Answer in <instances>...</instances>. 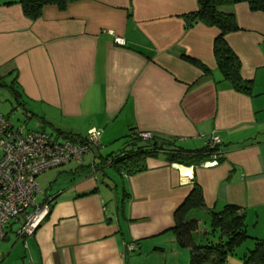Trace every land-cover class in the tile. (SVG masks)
<instances>
[{"label":"crops","instance_id":"1","mask_svg":"<svg viewBox=\"0 0 264 264\" xmlns=\"http://www.w3.org/2000/svg\"><path fill=\"white\" fill-rule=\"evenodd\" d=\"M198 9V0H81L62 11L45 6L32 21L18 0H0V79L14 82L28 117L58 136L100 132V147L82 163L55 168L40 201L50 200L49 212L36 232L22 238L16 225L8 228L0 264H189L190 251L171 229L195 181L207 207L199 214L236 205L250 237L264 238V13L246 2L222 7L239 26L225 39L241 76L253 82L246 95L217 68L219 29L186 28L183 15ZM143 132L187 150L217 135L222 159L190 175L183 174L190 166L169 163L164 153L132 175L104 164V148Z\"/></svg>","mask_w":264,"mask_h":264},{"label":"trees","instance_id":"2","mask_svg":"<svg viewBox=\"0 0 264 264\" xmlns=\"http://www.w3.org/2000/svg\"><path fill=\"white\" fill-rule=\"evenodd\" d=\"M77 1L81 0H18V3L21 4L25 17L35 21L42 16L45 6L53 5L62 11L70 3ZM198 2L197 11L183 15L186 28L199 22L218 28L220 33L214 40L213 53L222 79L237 92L252 94L253 82L241 76V61L225 39L228 33L239 29L235 14L223 11L222 7L246 2L250 10L264 13V0H198ZM181 58L205 74H212L202 62L184 54ZM13 83L12 81L11 91L18 103L23 104L21 94L17 92ZM60 133L59 136L62 138L75 141L84 137ZM141 134L131 133L125 136L124 146L116 154L110 153L104 157V164H109L120 173L132 175L145 171L146 159L159 153H164L169 163L197 167L211 159L214 151L221 150L220 147L210 150L207 144L202 149L187 150L178 146L172 139L154 134L151 138L144 139ZM221 159L222 156L218 158V162ZM45 201L48 204L50 202L49 199ZM204 210H207V207L203 190L195 181L190 194L175 210L174 226L171 229L179 247L190 251L189 264H229V256L246 239H252L253 246L242 255V264H264V238H251L247 234L245 216L238 206L226 204L221 210H208L210 229L206 231L200 227V219L197 217V213Z\"/></svg>","mask_w":264,"mask_h":264},{"label":"built area","instance_id":"3","mask_svg":"<svg viewBox=\"0 0 264 264\" xmlns=\"http://www.w3.org/2000/svg\"><path fill=\"white\" fill-rule=\"evenodd\" d=\"M115 42L124 44L120 38H115ZM141 136L148 139L152 134L143 132ZM220 144L221 139L214 134L207 142L210 150L219 148ZM99 147L100 132L95 128L88 130L79 141L58 140L26 123L16 125L0 112V242L15 223H18V236L25 238L33 235L44 221L49 204L36 201L41 192L37 182L40 174L71 162L82 163L85 155ZM221 156V150L214 151L211 159L199 166H217ZM183 168L186 169L183 174L190 175L194 166ZM128 249L132 251L134 244H129Z\"/></svg>","mask_w":264,"mask_h":264},{"label":"rangeland","instance_id":"4","mask_svg":"<svg viewBox=\"0 0 264 264\" xmlns=\"http://www.w3.org/2000/svg\"><path fill=\"white\" fill-rule=\"evenodd\" d=\"M11 85H12V81L6 80V79H0V112L9 117V119L14 123V124H21V123H26L28 125V127L30 128H35L37 130H42L44 129L46 132L48 133H53V137L58 139V140H62L61 136H58V134L56 133V129L52 128L51 126H46L44 124H42V120L41 118H37V117H28V115H30L29 113H27L25 111V108L28 107V104L24 103L23 101H21L23 104H19L18 101L16 100V98L14 97L12 91H11ZM28 109V108H27ZM41 121V122H40ZM51 121H53L54 123H56V121L59 123V120H55V119H51ZM124 141L125 139L122 138L121 140L117 141V143L112 144V146H109L107 148H104L101 151V154L106 155L109 153L116 154L118 152L119 148H122L124 146ZM95 151L97 150L94 149ZM87 157V156H86ZM87 160V158H86ZM85 160V161H86ZM74 164H70L69 166L67 165L66 167H71ZM65 166V165H64ZM63 167V166H61ZM60 168V167H59ZM63 168H60V170ZM58 169H52L51 171H46L42 174H40L37 178V182L39 183V185L41 186L42 189V193L39 194L37 196V203H42L40 202L43 196V192L44 190L48 187L49 182H53L55 176H56V172H58ZM107 172L112 175V178H114L115 180H119L114 171L110 168H107ZM121 191V187H119V192ZM199 214V213H197ZM197 217L200 219V227L201 228H205L207 230L210 229L209 227V220L210 217L207 213H200L199 215H197ZM13 225H16L18 227V223H15ZM252 229L249 228L248 229V235L251 236ZM253 246V240L252 239H246L245 242H243L240 246H238L235 250V252L229 256L228 258V263L229 264H242L241 261V257L242 255L248 250L251 249Z\"/></svg>","mask_w":264,"mask_h":264},{"label":"bare ground","instance_id":"5","mask_svg":"<svg viewBox=\"0 0 264 264\" xmlns=\"http://www.w3.org/2000/svg\"><path fill=\"white\" fill-rule=\"evenodd\" d=\"M184 169V171H186V169L185 168H183Z\"/></svg>","mask_w":264,"mask_h":264}]
</instances>
